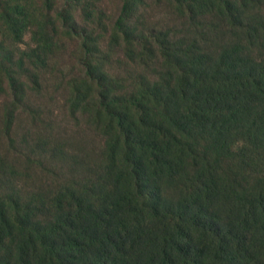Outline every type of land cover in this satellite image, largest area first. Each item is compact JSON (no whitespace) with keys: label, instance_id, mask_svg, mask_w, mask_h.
Segmentation results:
<instances>
[{"label":"trees","instance_id":"trees-1","mask_svg":"<svg viewBox=\"0 0 264 264\" xmlns=\"http://www.w3.org/2000/svg\"><path fill=\"white\" fill-rule=\"evenodd\" d=\"M1 1L0 29L19 43L29 32L30 17L18 1ZM134 1L125 0L116 23L128 49L134 47L129 26ZM217 1L234 20L232 0ZM61 16L77 38H86L84 47L92 53L88 31L80 30L68 12ZM44 35L38 34L39 44L49 45ZM173 59L183 67L171 85L148 79L145 92L127 95L114 93L89 65L98 85L100 116L109 122L113 138L108 157L116 166L112 183L96 200L70 192L46 224L31 215L23 220L13 210L14 217L0 199V245L17 239L8 264H264V187L235 194L223 213L212 178L238 126L245 127L244 137L256 140L264 131V110H259L264 64L243 55L239 46L215 56L191 52L186 58L173 54ZM6 74H0V89L7 78L21 96L16 73ZM204 143L214 153L200 156ZM184 175L188 189L173 204L162 184Z\"/></svg>","mask_w":264,"mask_h":264},{"label":"rangeland","instance_id":"rangeland-1","mask_svg":"<svg viewBox=\"0 0 264 264\" xmlns=\"http://www.w3.org/2000/svg\"><path fill=\"white\" fill-rule=\"evenodd\" d=\"M8 1L26 8L30 26L19 43L0 29V74L11 70L21 83V96L16 97L5 77L0 89V199L14 217L18 211L26 221L31 215L35 222L50 223L70 192L96 200L112 183L116 166L108 157L113 138L109 122L100 116L90 64L120 95L145 92L148 79L171 85L183 67L173 54L215 56L239 46L243 55L264 64V0H232L234 20L223 14L217 0H135L129 22L132 49L116 32L125 0L1 2ZM66 12L80 30L88 31L92 53L84 47L86 38H77L64 22ZM41 33L49 45L39 44ZM259 110H264L263 102ZM244 133L240 126L233 131L212 177L223 213L234 204L235 194L264 187V131L258 140ZM209 145L202 144L198 154L214 153ZM182 177L162 184L173 204L188 189L189 176ZM4 243L0 264L9 263V248L17 239Z\"/></svg>","mask_w":264,"mask_h":264}]
</instances>
